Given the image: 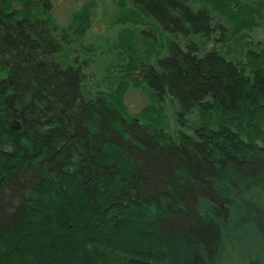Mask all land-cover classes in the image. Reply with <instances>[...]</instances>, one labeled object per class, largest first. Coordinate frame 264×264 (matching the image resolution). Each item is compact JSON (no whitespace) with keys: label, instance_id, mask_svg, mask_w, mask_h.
Listing matches in <instances>:
<instances>
[{"label":"trees","instance_id":"1","mask_svg":"<svg viewBox=\"0 0 264 264\" xmlns=\"http://www.w3.org/2000/svg\"><path fill=\"white\" fill-rule=\"evenodd\" d=\"M125 1L151 38L126 65L151 99L133 115L124 81L88 76L87 17L0 0V264H264V49L247 39L264 0Z\"/></svg>","mask_w":264,"mask_h":264},{"label":"rangeland","instance_id":"2","mask_svg":"<svg viewBox=\"0 0 264 264\" xmlns=\"http://www.w3.org/2000/svg\"><path fill=\"white\" fill-rule=\"evenodd\" d=\"M51 16L60 26H66L73 13L87 17L88 25L83 35L82 44L90 66L88 76L91 82L100 85L101 89L109 90L119 81H124L128 91L123 104L130 115L138 114L150 102V97L141 89L137 82L138 76L127 70V64L142 58L150 42L149 36H142L148 31L147 24L135 22L125 0H49ZM148 22V21H145ZM149 23V22H148ZM256 27L248 39L254 46L264 49V22ZM134 35L133 46L129 50L130 36ZM165 36L158 32L157 42L163 45ZM125 39L128 40L127 44ZM125 44V45H124ZM91 49V50H90ZM84 54V55H85ZM130 66H128L129 68ZM168 119L172 124L171 111L167 108ZM148 239V237H147Z\"/></svg>","mask_w":264,"mask_h":264}]
</instances>
